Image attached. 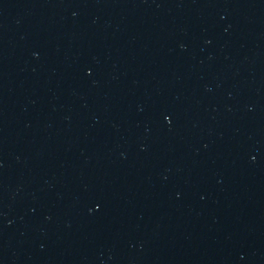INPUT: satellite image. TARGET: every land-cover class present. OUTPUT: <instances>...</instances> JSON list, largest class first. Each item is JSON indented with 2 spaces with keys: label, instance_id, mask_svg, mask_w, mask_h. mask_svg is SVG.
I'll list each match as a JSON object with an SVG mask.
<instances>
[{
  "label": "water",
  "instance_id": "obj_1",
  "mask_svg": "<svg viewBox=\"0 0 264 264\" xmlns=\"http://www.w3.org/2000/svg\"><path fill=\"white\" fill-rule=\"evenodd\" d=\"M0 264H264V0H0Z\"/></svg>",
  "mask_w": 264,
  "mask_h": 264
}]
</instances>
